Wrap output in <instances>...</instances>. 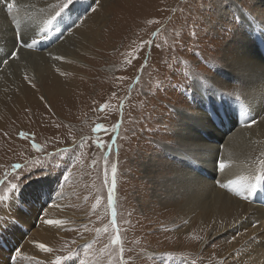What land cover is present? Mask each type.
<instances>
[{"label": "rangeland", "instance_id": "1", "mask_svg": "<svg viewBox=\"0 0 264 264\" xmlns=\"http://www.w3.org/2000/svg\"><path fill=\"white\" fill-rule=\"evenodd\" d=\"M36 1L52 6L51 0ZM64 2L53 1L56 9L50 10V27L57 37L48 45L66 42L64 51L81 63L53 60L42 48L32 60L36 79L24 60L0 68L8 79L0 87V180L6 179V173L10 179L16 164L25 166L21 176L29 168L39 171L41 165L57 171L24 185L21 200L27 205L10 210L7 201L0 202V264H18L16 251L27 239L36 249L42 243L52 250L38 248V254L23 256L27 264H51L57 256H71L63 264H264V234L260 244L239 255L231 247L237 234L213 233L218 223L209 212L193 213L189 228L181 230L188 217L182 207L193 198L187 181L200 180L195 177L199 166L193 164L198 157L190 152L200 154L205 143L218 146L217 152L224 138L237 127L248 128L245 122L253 117L257 124L250 127H260L262 112L251 113V108L264 102V81L253 94L257 67L264 68V40L259 42L258 36L264 35V0H73L62 9ZM181 29L184 49L180 51L177 43L173 52ZM233 52L252 69L228 61ZM177 59L182 61L179 75L170 70ZM212 61L215 64L209 67L206 62ZM204 77L212 84L209 91L203 90ZM54 78L73 82L72 87L58 88L62 97L50 96V88L56 89ZM161 83L166 91L157 97L142 94L155 91ZM171 85H180V91L186 85L200 91L195 99L189 94L185 101ZM17 96L21 104L16 103L7 117L5 110ZM172 109L184 116L177 117ZM224 118L231 123L236 118L237 124H226ZM117 123L120 127L113 132ZM207 123L216 134L213 139L202 134ZM97 124L105 125L107 132L94 133ZM21 132L30 134L29 139L20 138ZM176 132L178 136L173 135ZM218 135L221 141H216ZM32 138L43 152L32 149ZM98 140L106 147L97 148ZM193 142L196 146H189ZM236 158L231 166L222 161L223 170L230 168V179L219 181L223 170L218 162L211 168L216 176L203 178L213 189L242 201L234 191L239 185L229 182H251L253 175L260 174L264 138L238 150ZM113 164L116 187L109 208ZM60 172L68 180L58 186ZM223 183L228 187L217 186ZM7 187V182L0 184V195ZM37 191L44 193L39 200L34 199ZM258 191L256 198L264 207V181ZM113 211L121 238L116 245L111 244L117 235ZM45 219L63 224L51 226Z\"/></svg>", "mask_w": 264, "mask_h": 264}, {"label": "bare ground", "instance_id": "2", "mask_svg": "<svg viewBox=\"0 0 264 264\" xmlns=\"http://www.w3.org/2000/svg\"><path fill=\"white\" fill-rule=\"evenodd\" d=\"M51 1H52V6L49 7V4L51 5V3L46 2V1L44 3L40 2L38 4L36 0H11V2L10 1L8 2V0H0V56L4 55L8 51L9 46L15 40L17 34L21 35L25 40H28L29 42H31L33 37H35L37 40V44L33 49H31V50H29V49L20 50L19 59L10 60L7 64L0 63V68H2V67L5 68L8 65H13L14 62L24 60L23 62L27 65L26 67H29V70L31 71L30 74L33 76V78L36 79V74L32 69L33 68L32 67L33 66L32 60H34L37 57V56H35L36 52H38L37 50H42V48L46 49L45 55H47L49 57H52V58L53 57H61L62 58L61 60H67V61L70 60V61H75L77 63H81V61H79L78 59L73 58L70 55V53L64 51L63 47H64L66 42H64V43L61 42L60 44L58 43V44H54L52 46L48 45V44H51L52 41L57 37V36H55L54 32H52L51 27L48 29V31L46 33H41V30L44 28L46 22L49 19H51V17H52L49 14L50 10L56 9L53 6V1H55V0H51ZM7 3H13L14 4V9L11 13H9L7 10ZM36 33H41V34L36 35ZM81 34H80V37L83 40L85 37L84 36L85 33L83 32V34L82 35ZM258 36H259V42H260V39L264 40V35L261 34ZM259 63L260 62H258V64ZM17 64H19V63H17ZM261 66L262 65H260V67L259 66L257 67V74H256L257 77L255 78L256 85H255V87L253 86L254 87V93L253 94H255V95L257 93V89H260V86H259L260 82L264 81V68ZM253 74H254V72H253ZM4 77L5 76H3V74L0 73V87H2L1 86L2 82L5 80ZM259 78H260V81H259ZM6 80H8V79H6ZM51 83L55 86L56 89L50 88V91H49L50 96L52 97V94H54L55 97H60V96L62 97V96H64V92H62L58 88L60 86L61 87L62 86H71V83H73V82L69 81V80L64 81L61 79L54 78L51 81ZM259 92H262V91H259ZM2 100L3 99L0 98V101H2ZM254 100H257V99H254ZM15 101L16 102H11L10 106L5 110L7 117L10 116V114L13 112V109L15 108L14 106L16 103L21 104L19 96L16 97ZM259 111L262 112V116L260 117V119L258 121L261 128L259 127V125H258L259 128H257V127L255 128L254 126L248 127V128L237 127V130H236V132H234V134H232V132H231V134H232L231 136H228L227 138L223 139V142L224 141L225 142L221 145V147H219V150L217 151L218 153L214 152V151H216V148H218V146H213L211 143H205V145H203V148L201 149L202 151L200 154L199 153L196 154L195 151L190 152V155H192L194 157H196V156L198 157V159L196 158L197 160L194 161L193 164H196L197 166H199L200 171L198 172L197 175L195 174V177L197 176V178H199L200 180L198 181V179H197L195 183L193 182L194 180H188L187 181L188 182L187 187L189 188L188 190H189V192H192L193 198L190 200V202H188L189 204H184V206L182 207V212L186 213V215L188 217H187V222H186L187 225H185L184 228H182L181 230L185 231L189 228V226L191 225L193 213L198 212V215H200V214L203 215V214L209 212V213H211V216L215 217V219L218 223V226H216L217 229L213 233H215L217 235L225 233L227 236H232L233 234H237L233 238V244L231 245V247L232 248L234 247L237 250V253H239V255H244L242 251H247V250H249V248L256 247L257 246L256 242H258V244H260L259 241L262 240L261 238L263 237V234H264V207L260 205V197L256 198L257 196L255 195L254 197H252L251 203H249L248 201H245V200L241 201V200H238L235 198H230L229 196L224 194L225 192L222 193V191L219 188L215 187V189H213L212 187H210L208 181H206V179H204L203 176L205 174H207L210 177L212 175L216 176L217 172H215V171H213V169H211L213 167L212 164H214V163L218 164V163H221L223 161V162H228V165L231 166L234 163V161L237 160L236 152L238 150L242 151V150H245L247 147L251 146L252 143H254L257 140V137H260V140H262L264 138V134H262V132L264 131V102L260 103V101L259 102L257 101L254 105V108H251V113L256 114ZM239 119H242V117H239ZM222 120L227 121L226 124H232V123L234 125L237 124L236 118H235V121L232 123L229 121V119L226 120V118H224ZM0 122H2V120H0ZM202 134L205 135L206 137H208L209 139H213L216 136L215 132H213L210 124H208V123H207V126L202 130ZM221 139H222V136L216 137V141H219V140L221 141ZM192 141H195V140H192ZM191 145L196 146L194 144V142L189 144V146H191ZM221 157H222V159H221ZM240 161H241V159H240ZM254 161H255V159H254ZM251 165H253V164H251ZM257 166H258V163H257ZM233 167H235V166H233ZM256 168H258V167H256ZM229 169L230 168H227L226 170H223L221 173L219 172V174H218L219 178L218 179L220 182H223L229 178L228 177V175L230 174ZM253 174H254V172H253ZM186 175L188 176V174H186ZM238 176H241V174H239ZM250 176H251V174H250ZM244 177H246V176H244ZM235 178H237V177H235ZM248 178H249V175H248L247 179ZM251 178H254V175ZM251 178L249 180H251ZM211 181H213V180H211ZM219 181L217 180V182H219ZM219 185L220 184H217V186H219ZM184 193H185V191H184ZM258 193H259V191L257 190V194ZM187 194H189V193H187ZM260 195H262V194H260ZM262 196L264 197V195H262ZM184 198H186V196H184ZM24 217H22V218H24ZM30 218H27L26 220L23 221L22 227H24L26 221H28ZM252 224H254L255 226ZM181 230H179V231H181ZM15 232H16V230H15ZM253 237L256 238L254 241H253ZM38 251H39V249L38 248L36 249V247L33 245V243L28 242V239H27L20 249V256H19L20 261H18V264H20V263L21 264H27L23 260L24 257H26L27 255L38 254L39 253ZM22 260H23V262H22ZM230 262L228 264H230Z\"/></svg>", "mask_w": 264, "mask_h": 264}, {"label": "snow or ice", "instance_id": "3", "mask_svg": "<svg viewBox=\"0 0 264 264\" xmlns=\"http://www.w3.org/2000/svg\"><path fill=\"white\" fill-rule=\"evenodd\" d=\"M73 2V0H65V2L61 5V8H66L68 5H70ZM94 3H98V0H94ZM14 9V4L13 3H7V10L9 13H11ZM93 11H95V9H93ZM56 15H60V12H57ZM51 19H49L44 28L41 30V33H46L48 31V29L51 26ZM41 33H36V35H40ZM195 34V32L193 31L192 33H190L188 35V39L191 40L192 35ZM184 30L181 29L180 30V34L179 36L176 38V42L173 43V45L171 46V50L173 52L176 51L177 49V43L179 44V50L183 51L184 49ZM37 44V40L35 37L32 38L31 42H29L28 40H25L21 35L17 34L15 40L12 42V44L9 46L8 51L0 56V63H4L7 64L10 60H16L19 59V52L22 49H33ZM138 58V56H137ZM53 59H62L61 57H53ZM228 61L233 62L237 65H244L245 67H249L251 68L252 66L250 65H246L244 60L242 59V56L238 53V52H233L231 53V55L229 57L226 58ZM147 61H145L146 63ZM181 60L177 59L176 64L171 65L170 70L172 72H175L177 75H179V73L177 72V69L180 67L181 64ZM207 65L209 67L214 66L215 61L212 62H206ZM167 66V64H166ZM202 75V74H200ZM25 79H27V77H25ZM204 82L206 84V87L203 89L204 91H209L212 89V84L210 81L207 80V77H204ZM170 84V81H169ZM171 87L173 88V90L178 91L180 93V97L182 99H184L185 101L187 100V96L189 94L193 95V99H195V93L199 92L200 89H193L190 85H186L184 87L183 91H180V85H171ZM166 88L165 85L163 83H161L153 92H149L147 94L142 93L143 95L147 96H151L152 98L157 97L161 92H165ZM144 107H147V99H145V101L143 102ZM121 110L123 108V105L121 104ZM101 111L103 110V107L100 109ZM156 105L154 104L152 106L151 111H156ZM173 113H175V109L171 110ZM245 113L247 114V110H245ZM175 115L179 118H182L184 116V113H175ZM159 119V118H157ZM209 121H211V117L208 118ZM257 122L256 118L253 117L251 120L246 121L245 122V127H250L252 124H255ZM120 127V124L117 123L115 126H113V132H115L118 128ZM98 130H103L105 132H107V127L105 125H101V124H97L96 127L93 129L94 133H98ZM167 130V128H166ZM135 133H133L134 135ZM29 135L28 133L25 132H21L19 133L20 138L22 139H29ZM173 135L178 136V133H173ZM33 142H32V149L35 152H43V149L40 147V145H38L37 143L34 142V138ZM83 143V142H82ZM153 143H155V141H153ZM173 147H178V144H174L172 145ZM96 147L97 148H104L106 147V145L101 142V141H97L96 143ZM161 150H164V146L161 145ZM219 168L221 170L225 169L226 165L221 162L219 163ZM13 170H14V175L9 179L7 177V173L5 174V180H0V184L3 183H8V187L5 191V193L3 195H0V202H4L7 201L8 202V207L11 210L12 208H19V205L23 204V205H27V201H22L21 200V195H22V189L24 187L25 184H27L29 182L30 179H33L35 177V179H42L44 177L47 176H52L55 175L57 173V171L55 169H49L47 166L45 165H41L40 168L38 169L39 171H33V169L29 168L27 169V171L25 172L24 175H20V170L23 169L25 166L20 165V164H16L13 165ZM106 167H107V162H106ZM67 171V169H65V172ZM61 174L58 176V186L60 185V181L63 180L64 182H67L68 180V175H65L63 172H60ZM111 173H112V186L111 188H109L108 190V205L109 208H112L113 206V196L112 193L116 187V174H117V166L116 164L112 165L111 168ZM107 174V173H106ZM264 181V164H262L261 166V170H260V174L255 175L254 177V181L251 182H247V183H241V180H233L230 181L229 183L232 185H239L238 189H234L235 194L237 196H239L242 200L248 201L249 203L252 202V197H254L257 194V190L258 187L260 186L261 182ZM220 187H228V185L225 184H220ZM44 195V193L42 191H37L36 193H34V199L39 200L42 196ZM18 202V203H17ZM100 201L99 199H97L96 204L99 205ZM94 208L96 207V205L93 206ZM116 213L115 211L112 212V227L114 229V231H116L117 235L114 236L111 240V244L112 245H116L119 244L121 241V238L119 236V230H118V226H117V222H116ZM15 219H18V217H14ZM44 223L51 225V226H61L63 224V222L59 219H45ZM255 226V225H254ZM256 238L253 237V241ZM40 250L44 251V252H50L52 251L50 248L46 247L44 244H37L36 245ZM91 244L87 245L85 248V251L87 250V248H90ZM20 255V251L17 250L16 251V256ZM71 259V256H67V257H60L57 256L55 258V260H53L51 262V264H63L64 261H68ZM81 264H83V262H81Z\"/></svg>", "mask_w": 264, "mask_h": 264}]
</instances>
